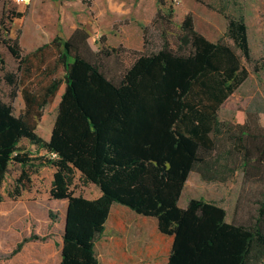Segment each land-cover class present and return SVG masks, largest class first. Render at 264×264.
Returning <instances> with one entry per match:
<instances>
[{"label": "trees", "instance_id": "obj_1", "mask_svg": "<svg viewBox=\"0 0 264 264\" xmlns=\"http://www.w3.org/2000/svg\"><path fill=\"white\" fill-rule=\"evenodd\" d=\"M158 5L151 23L141 25L144 51L130 50L135 58L128 64H110L119 59V48L93 51L83 27L24 55L17 37L2 41L16 66L8 71L0 53L2 79L9 88V100H0V202L10 164L19 166L6 192L14 201L31 192L39 168L54 169L48 201L65 204L60 264H99L96 243L116 203L156 220L159 234L169 241L166 264H264V200L252 224L227 222L222 207L202 199L178 206L191 172L205 181L220 180L214 138L222 127L218 112L248 77L243 60L253 62L245 13L217 11L227 22L225 37L232 45L222 38L209 41L189 12L176 21L174 42L163 31L160 46L147 48L152 28L175 23L172 6L164 11L159 0ZM10 13V21L23 17ZM0 25L9 35L8 23ZM62 88L45 140L37 134L38 123ZM18 94L23 109L16 114ZM22 142L43 155L22 152ZM243 148L246 168L253 156ZM76 178L84 187L99 188L100 197L75 195ZM42 239L25 237L11 256Z\"/></svg>", "mask_w": 264, "mask_h": 264}, {"label": "rangeland", "instance_id": "obj_2", "mask_svg": "<svg viewBox=\"0 0 264 264\" xmlns=\"http://www.w3.org/2000/svg\"><path fill=\"white\" fill-rule=\"evenodd\" d=\"M90 6L81 0H30L29 5L17 4L16 0H0V21H6L10 33L5 34L0 25V53L7 64L8 71L15 69V61L1 44L4 39L17 37L21 53L33 51L55 37L68 38L75 27H83L89 34L88 43L93 51L102 46L121 49L119 59L110 60L112 66L117 62L130 63L135 56L130 50L144 51L141 25L149 22L158 9V0H89ZM164 11L172 6L177 20L171 27L166 25L152 28L147 34V48L160 46L163 31L170 42L175 41L178 22L182 12L190 10L197 29L208 40L232 45L225 37L227 22L224 18L212 22L206 20V14L216 15L222 7L230 16L238 11L249 13V39L253 62L243 65L248 71L247 79L220 106L218 116L222 123L221 133L215 135L217 157V176L220 180L205 181L197 171L189 174L184 185L178 206L185 207L191 199H202L222 207L226 211L227 222L252 224L259 216V208L264 200V19L255 17L256 12L264 14V0H159ZM11 11L22 13V18L9 20ZM218 13V12H217ZM102 37H104L102 39ZM1 68V64H0ZM257 69V70H255ZM0 70V100H9V88L2 79ZM63 88L54 100L43 109L38 123L37 134L48 140L57 114V105ZM16 114L23 109V101L18 94L13 102ZM245 133L242 136V133ZM256 136V139L252 137ZM237 137H242L239 143ZM252 155L251 164L242 165V157L247 152ZM257 146L261 147L260 150ZM22 152L39 156L35 148L27 142L20 145ZM221 155V156H218ZM19 174V166L12 163L1 188L3 200L0 208L8 211L12 218L11 235L14 248L31 234L43 238L32 240L22 247L23 253L15 259L6 261L0 257V264H59L63 217L65 204L49 203L48 196L53 176L52 168H39L33 177V188L22 198L11 200L7 190L13 185ZM75 195L89 199L97 197L99 190L95 186H82L78 178L73 184ZM55 217L52 219L50 214ZM103 237L110 238L105 243ZM96 243V255L99 264H127L130 257L137 264H166L169 246L167 238H162L157 230L154 218L136 214L120 204H113L110 218L106 224V233ZM106 247L103 248L102 244ZM21 249V250H22Z\"/></svg>", "mask_w": 264, "mask_h": 264}, {"label": "crops", "instance_id": "obj_3", "mask_svg": "<svg viewBox=\"0 0 264 264\" xmlns=\"http://www.w3.org/2000/svg\"><path fill=\"white\" fill-rule=\"evenodd\" d=\"M181 0H179V4H181L182 2H180ZM21 5H25V4H21ZM190 12V10H187L186 8H185V10L182 12V14H181V16H180V18H179V20H178V23H180V22H182V20H183V18H184V16L187 14V13H189ZM175 14H176V12H175ZM155 15V14H154ZM207 16H206V20L208 21V22H212V21H217L218 20V18H220V19H222L223 18V16L221 15V14H219V13H217L216 12V15H213V14H206ZM245 19H246V22H247V25H248V27H249V13H247V12H245ZM154 17V16H153ZM153 17H151V19L149 20V22H147L146 24H149V23H151V21H152V19H153ZM194 17V16H193ZM255 17L258 19V23H260V20L261 19H264V14L263 13H260L259 11L258 12H256V14H255ZM175 20H177V17H176V15H175ZM194 25H195V28H196V30L198 31V32H200L201 34L203 33L202 31H200V30H198L197 29V26H196V21H195V19H194ZM77 27H75L73 30H71L70 32H69V35H68V37L71 35V33L76 29ZM141 32H142V30H141ZM248 36H249V28H248ZM209 41H211V42H214V41H212V40H209ZM35 50V49H34ZM62 90V89H61ZM60 90V91H61ZM60 93V92H59ZM58 93V94H59ZM58 96V95H57ZM56 96V97H57ZM56 99V98H55ZM58 106V105H57ZM52 171L54 172V169H52ZM91 186H95V185H91ZM96 187V186H95ZM97 188V187H96ZM98 190H99V188H97ZM25 193H27V192H25ZM28 193H30V192H28ZM98 195H97V197L96 198H94V199H97L98 197H100V195H101V191L99 190V192L97 193ZM1 195L3 196V194L1 193ZM83 196V195H82ZM84 198H86V199H89V198H87V197H85V196H83ZM4 198V197H3ZM22 198V197H21ZM90 200H93V199H90ZM2 202V201H1ZM179 203V202H178ZM113 206V205H112ZM186 207V206H185ZM112 208V207H111ZM184 208V207H183ZM12 222H13V220H12V218H10V214L8 213V211H4V210H2L1 208H0V257L1 258H6V261H9V260H11L12 259V261L15 259V255H13V256H11V252H12V248H14V238H13V236L11 235V231H13L12 229H11V226H12ZM157 223V222H156ZM103 240H105V243H106V245H107V242H110L109 240H110V238L108 239L107 237H103L102 238ZM105 243H103L102 244V247L103 248H105L106 247V245H105ZM61 246H62V238H61ZM23 250H24V248L22 249V250H20L17 254H21V252L23 253ZM60 254H61V250H60ZM60 259H61V255H60ZM130 262H128L127 264H137V260H135L134 258H131L130 257ZM59 264H60V262H59ZM109 264H112V263H109Z\"/></svg>", "mask_w": 264, "mask_h": 264}, {"label": "built area", "instance_id": "obj_4", "mask_svg": "<svg viewBox=\"0 0 264 264\" xmlns=\"http://www.w3.org/2000/svg\"><path fill=\"white\" fill-rule=\"evenodd\" d=\"M17 4H25V5H29L30 0H16Z\"/></svg>", "mask_w": 264, "mask_h": 264}]
</instances>
